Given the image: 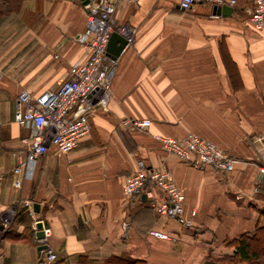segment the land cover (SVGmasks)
<instances>
[{
	"label": "crops",
	"instance_id": "obj_1",
	"mask_svg": "<svg viewBox=\"0 0 264 264\" xmlns=\"http://www.w3.org/2000/svg\"><path fill=\"white\" fill-rule=\"evenodd\" d=\"M88 2L0 0V264H36L39 222L51 232L52 264H235L223 256L264 229V26L251 20L254 0L187 9L180 0L120 3L116 25L130 23L135 37L116 60L108 104L88 114L91 129L74 149L50 146L15 187L13 152L30 135L14 120L17 97L60 87L71 65L87 59L76 37ZM223 4L234 10L214 11ZM126 118L151 124L131 128ZM187 132L237 158L234 170L197 168L153 137ZM140 160L171 170L185 213L196 211L191 227L156 212L143 193L123 194Z\"/></svg>",
	"mask_w": 264,
	"mask_h": 264
},
{
	"label": "built area",
	"instance_id": "obj_2",
	"mask_svg": "<svg viewBox=\"0 0 264 264\" xmlns=\"http://www.w3.org/2000/svg\"><path fill=\"white\" fill-rule=\"evenodd\" d=\"M138 0H89L86 27L76 37L87 50V59L77 61L70 67V78L62 82L60 87L34 95L23 89L16 101L14 120L30 129L29 137L23 139L27 147L13 152L16 165L13 168L17 188L22 187L27 172H33L39 159L50 146L59 152L68 153L78 144L80 137L91 129L88 114L97 108L105 107L111 97L112 80L116 70V60L109 56L107 46L111 34L118 31L127 38L128 44L133 42L135 28L128 22L116 25L115 13L122 2L135 4ZM211 1L222 4L235 0H180L183 8H191L194 3ZM254 26H264V0H254L251 13ZM126 45V46H127ZM124 122L131 128L146 129L151 120L126 118ZM162 147L181 160L190 161L197 168L212 166L218 171L229 173L234 170L237 158L229 155L216 143L187 132L182 137L153 134ZM264 176V166L260 167ZM122 192L125 196L145 193L151 200L156 212L178 220L184 226L191 227L196 211L190 215L185 213V194L173 178L170 169H148L140 160L136 171L128 175L123 182ZM24 205L33 210L32 201L26 200ZM15 208H11V216L5 220L10 223ZM7 226V225H6ZM44 235L37 238L39 244H46L44 255L36 264H52L57 253L49 244L50 229L43 227ZM150 233L159 238H169V234L159 229Z\"/></svg>",
	"mask_w": 264,
	"mask_h": 264
},
{
	"label": "trees",
	"instance_id": "obj_3",
	"mask_svg": "<svg viewBox=\"0 0 264 264\" xmlns=\"http://www.w3.org/2000/svg\"><path fill=\"white\" fill-rule=\"evenodd\" d=\"M237 253L232 257L223 256L232 260L235 264L239 261H247L249 264H264V229L260 237L255 241L252 237L242 235L236 242Z\"/></svg>",
	"mask_w": 264,
	"mask_h": 264
},
{
	"label": "water",
	"instance_id": "obj_4",
	"mask_svg": "<svg viewBox=\"0 0 264 264\" xmlns=\"http://www.w3.org/2000/svg\"><path fill=\"white\" fill-rule=\"evenodd\" d=\"M233 10H234V7L228 4L214 6V11H216L217 13L222 12L223 14H230ZM127 43H128L127 38L124 35L120 34L118 31H114L111 34V37L109 39L108 46H107V51H108L109 56L113 59H117L119 55L121 54V52L123 51L124 47L127 45ZM143 196H145V194H143ZM34 205L37 209L38 203H35ZM37 227L39 228L37 235L43 236V231L41 230L42 223L39 222L37 224ZM44 247L45 245L40 246L41 249Z\"/></svg>",
	"mask_w": 264,
	"mask_h": 264
}]
</instances>
